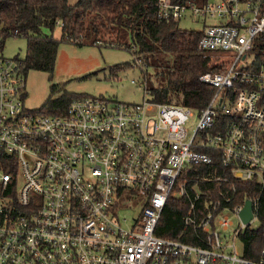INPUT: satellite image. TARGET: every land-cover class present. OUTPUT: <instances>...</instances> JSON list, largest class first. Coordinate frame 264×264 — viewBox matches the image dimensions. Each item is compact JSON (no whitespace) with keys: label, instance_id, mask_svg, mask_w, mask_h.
I'll return each mask as SVG.
<instances>
[{"label":"built area","instance_id":"2783aa9c","mask_svg":"<svg viewBox=\"0 0 264 264\" xmlns=\"http://www.w3.org/2000/svg\"><path fill=\"white\" fill-rule=\"evenodd\" d=\"M157 7L167 20L203 21L198 50L227 51L218 54L228 61L223 70L199 76L214 88L200 109L151 100L144 78L131 79L140 101L81 95L62 114L40 113L25 106L20 58L0 54V264H264V237L255 257L230 241L257 209L251 199L253 217L242 220L244 201L233 203L230 179L264 187V60L258 66L253 50L264 37V0H158ZM192 165H206L201 179L226 188L203 200L183 177ZM134 194L140 210L124 226L119 199ZM172 196L187 200L178 205L186 239L157 234ZM228 214L240 225L227 234Z\"/></svg>","mask_w":264,"mask_h":264},{"label":"trees","instance_id":"16d2710c","mask_svg":"<svg viewBox=\"0 0 264 264\" xmlns=\"http://www.w3.org/2000/svg\"><path fill=\"white\" fill-rule=\"evenodd\" d=\"M157 1L77 0L70 3L68 0H0V49L10 35L26 37V55L20 58L24 73L27 74L29 69H38L51 75L60 41L78 45L85 42L99 46L115 44L116 47H125L130 52L131 60L114 68H132L131 63L139 60L138 79L145 78L151 100L200 109L210 99L214 88L202 82L199 76L207 71L223 70L228 61L221 57L213 59L208 53L198 50L201 31L182 28L179 21L159 17ZM172 1L184 3L188 0ZM56 26L61 29L59 39L42 31L44 28L53 30ZM15 30L18 32L14 33ZM253 50L259 53V66L264 60V37L255 41ZM149 68L156 83L149 80ZM57 91V85L51 84L50 95L38 109L40 113L62 114L71 100L78 97L68 94L55 97ZM5 159V153L0 151V161L4 162ZM213 166L224 174L219 159H215ZM3 168L16 171L15 165L3 163ZM206 171V165H192L183 176L187 177L188 185L197 184L203 192V200L217 196L218 190L226 188L223 182L202 180ZM230 185L235 188L233 203L257 198V227L248 226L239 235L244 254L255 257L264 237V187L253 180L235 178L230 179ZM168 201L157 234L186 239L185 236L179 237L183 211L178 209V205L181 203L184 207L187 200L172 196Z\"/></svg>","mask_w":264,"mask_h":264},{"label":"rangeland","instance_id":"374dc122","mask_svg":"<svg viewBox=\"0 0 264 264\" xmlns=\"http://www.w3.org/2000/svg\"><path fill=\"white\" fill-rule=\"evenodd\" d=\"M70 3H75L77 0H68ZM179 25L186 29L201 30L203 21L188 17H182ZM43 33L59 39L61 29L56 26L53 30L44 28ZM109 39V38H107ZM107 46H99L90 42L78 45L75 43L60 41L57 50L55 67L50 73L44 70L29 69L26 74V90H25V106L30 110H38L50 95V86L55 84L58 91L55 97L63 94L68 95H90V96H109L116 97L126 102H136L142 99L141 88L131 83V79L139 80V69L137 68H122L115 69L114 66L125 62H130V52L125 47H116L115 44H106ZM27 38L24 36L10 35L5 38L3 47L0 49V54L8 58H24L26 55ZM223 52L208 53L213 59L221 57ZM254 56L249 53L248 59ZM135 62V61H134ZM133 65V63H131ZM238 68L243 67L240 62ZM150 73L149 80L155 82L153 71L148 69ZM156 83V82H155ZM196 122L195 116L190 118L186 124L188 132H191ZM142 197L134 194L128 195L126 198H121L117 216L124 226H127L132 221V218L139 213L140 201ZM125 201V202H124ZM232 225L226 231L230 233L232 228L239 226L238 218L232 214H228ZM125 218V219H124ZM250 227H257L256 220L249 223ZM235 249L239 253H243L244 245L239 237L234 239Z\"/></svg>","mask_w":264,"mask_h":264},{"label":"water","instance_id":"95a60500","mask_svg":"<svg viewBox=\"0 0 264 264\" xmlns=\"http://www.w3.org/2000/svg\"><path fill=\"white\" fill-rule=\"evenodd\" d=\"M240 216L244 222H249L250 219L253 217L252 203L250 198H246L244 200V204L240 212Z\"/></svg>","mask_w":264,"mask_h":264}]
</instances>
